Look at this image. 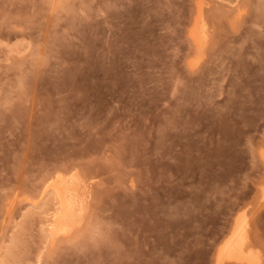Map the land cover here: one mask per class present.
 Listing matches in <instances>:
<instances>
[{
	"label": "rangeland",
	"instance_id": "rangeland-1",
	"mask_svg": "<svg viewBox=\"0 0 264 264\" xmlns=\"http://www.w3.org/2000/svg\"><path fill=\"white\" fill-rule=\"evenodd\" d=\"M262 140L264 0H0V264H215L241 211L264 264ZM68 170L88 212L50 245Z\"/></svg>",
	"mask_w": 264,
	"mask_h": 264
},
{
	"label": "bare ground",
	"instance_id": "bare-ground-1",
	"mask_svg": "<svg viewBox=\"0 0 264 264\" xmlns=\"http://www.w3.org/2000/svg\"><path fill=\"white\" fill-rule=\"evenodd\" d=\"M203 4L199 3L195 6L196 11L187 31V37L196 55L190 63L192 68L202 56L211 33H209V25L203 14ZM256 155L264 166V140L258 145ZM79 173L76 170L57 171L47 178L41 188L40 196L43 199L50 198L52 204V213L46 220L45 230V239L50 245L56 243L58 239L72 237L83 226L85 215L88 212L90 183H87V180ZM261 200L264 201V192H262ZM250 234V225L245 211L236 213L225 236L215 249V264H261L263 257L260 250L252 243ZM13 251L12 248L7 251L6 260H13Z\"/></svg>",
	"mask_w": 264,
	"mask_h": 264
}]
</instances>
